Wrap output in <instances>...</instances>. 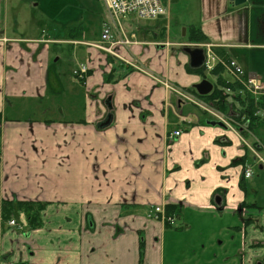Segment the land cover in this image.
Wrapping results in <instances>:
<instances>
[{"label":"crops","instance_id":"0c3cea01","mask_svg":"<svg viewBox=\"0 0 264 264\" xmlns=\"http://www.w3.org/2000/svg\"><path fill=\"white\" fill-rule=\"evenodd\" d=\"M179 1L199 4L201 26L189 28L208 42H171L167 30L140 40L124 30L123 18L121 30L114 26L101 0H90L114 42L138 43L120 47L119 59L93 46L101 36L79 39L87 36L82 29L67 32L50 16L36 37L27 12L42 2L0 0V264H178L175 241L182 238L188 254L204 250L201 223L210 217L236 224L242 264H264V178L254 172L264 174V166L251 149L264 156V125L248 134L236 123L208 125L214 120L192 113L179 94L196 98L190 90L202 82L180 54L190 44L226 50L246 76L264 81V0L168 6ZM64 9L65 24L75 11L83 15L77 0ZM68 43L84 48L71 75L52 48ZM81 66L89 68L84 79L75 75ZM109 99L113 123L99 130ZM259 102L264 120V95ZM21 203L43 206L37 226ZM156 207L170 208L175 223L152 218Z\"/></svg>","mask_w":264,"mask_h":264},{"label":"rangeland","instance_id":"374dc122","mask_svg":"<svg viewBox=\"0 0 264 264\" xmlns=\"http://www.w3.org/2000/svg\"><path fill=\"white\" fill-rule=\"evenodd\" d=\"M27 1L29 2L34 1L36 4L42 2L38 7L32 8V10L27 12V15H29L30 18L29 24L31 27L35 28L36 37H38V33H41L42 31L39 30L38 28L39 24L43 23L46 25L47 18H49V16L54 20L53 25H64L62 29L68 28L66 30L67 32L73 29L74 30L82 29L84 34L87 35L85 37H79V39L82 40H98L103 33L104 26L102 23L103 20L102 11L100 9L99 13H97L96 15L91 13L89 11V5H88L90 0H77L83 8V15L80 14L79 10L75 11L73 14L72 21H66L67 22L66 24L64 19L66 18L68 13L65 12L66 9H64L61 12V7L64 3L69 4L71 3V1L75 2L76 0H27ZM161 2L165 8H167L166 6L169 5L168 3L169 0H161ZM195 2L194 3L192 2V5L186 4L183 1H179L173 4L170 3V7L168 6L169 8H167L169 12L168 14L169 16L168 15L161 16L155 19H139L135 16L122 17L123 19L122 18L121 19H122L123 28L128 33L129 36L134 33L137 35L138 39L140 40L142 39L144 32L149 33L148 38L150 40H154L155 33L160 35L162 31L167 30L170 34L171 42H178V41L186 42L189 40V36H190L189 24L201 26L202 23L199 4H196ZM100 4L101 6H103L101 2ZM99 6L100 5L98 4L97 8ZM21 20L23 22V18ZM52 29L53 27L51 28V31ZM184 30H186V34H184ZM190 45L191 46L189 47L191 48L198 47L197 46L198 44L196 45L190 44ZM52 48L54 53H58V56L56 57H61L62 62H64V66H63L64 72L71 75L72 65L70 64L72 62H75V55H76L75 52L78 51L79 54L82 56L84 55V52L82 51L84 50V48L80 47L79 45L75 46L70 43L64 45L62 48L59 47L60 49H54L56 48L55 46H53ZM212 52L213 54L216 55L217 59L225 63V65L228 63L229 59L226 60L222 58L214 50H212ZM180 54L186 59L188 58V55L186 53L180 51ZM113 64L115 65V69L117 71V69L120 66L119 65L120 63L116 61ZM207 64L208 66L209 65L214 66L215 61L210 57ZM223 68L226 69V67L224 66ZM186 72L190 76H195L196 78H198V82L207 80L211 82L214 85V87L217 88H221V86L218 84L219 79H223L224 82L228 85H235L236 83V79L234 75L227 70H225V72H223L221 75H214L213 74L214 70L213 72H211L208 69L201 74L195 73L189 71V62H188L186 67ZM239 85L240 87L237 86L235 89H231L232 94L235 93L236 95H238L239 94L238 90L240 92V90L243 89L242 84ZM244 90L246 89L244 88ZM187 104L190 105L192 109V113L194 114L201 113L202 110L200 108H197V106L192 105L190 103ZM223 115L224 118L227 116V114L226 115L223 114ZM9 116H11L10 113ZM234 121L232 119V122ZM254 172L256 174L255 178L258 177H260L261 179L264 178V174H262L263 172L260 171L258 167L254 168ZM260 189L261 191L259 193V199L262 201L264 200V185L260 186ZM201 225L206 231L204 236L205 249L197 250L196 255L192 254L194 253V251H191L190 254H188L185 248L186 244L183 242L182 238L178 237L177 241H175L174 243V249H177V252H175L174 256L175 258H177L178 261H180V263L178 264H242L240 257L238 256V253L240 252L238 246L242 242L240 239L241 235L237 234V232L233 228L234 226H236V224L232 223L230 218L229 219L228 218L223 219L220 217L205 218L204 222H202ZM198 226L199 224H195L194 227L197 228ZM180 227L181 229H183L184 225H180L179 223H177V225L174 228L175 230H179L178 232H182L180 231Z\"/></svg>","mask_w":264,"mask_h":264},{"label":"built area","instance_id":"2783aa9c","mask_svg":"<svg viewBox=\"0 0 264 264\" xmlns=\"http://www.w3.org/2000/svg\"><path fill=\"white\" fill-rule=\"evenodd\" d=\"M104 3L108 15L113 22L114 26L116 28L120 29L121 26V18L126 16H135L139 19H155L161 16L168 15V10L165 8L161 2V0H102ZM112 29L109 25L104 26V30L101 36V44L93 45L94 47L105 51L106 53L122 59L120 54L118 53V49L122 46H128V45H137V42H132L128 39H123L120 42H114L112 40ZM208 57L212 58L214 61L218 60L211 52H209ZM127 64L131 65L130 62H126ZM218 63L223 64L224 67H226V70L232 73L236 79V82L239 84H242L243 88L246 89L247 92H249L251 95L258 97L260 95L264 94V81L261 80L258 77H248L245 78L244 70L241 68V66L234 60L229 61L226 65L225 63L218 60ZM208 68L212 70L214 66L209 65ZM88 68L87 66H81L79 71L75 72V75H77L79 78H83L85 74H87ZM177 90H175L176 92ZM178 92V91H177ZM181 97L201 109H203L205 112L210 114L215 120L225 123L229 126L228 122L224 118L222 114L219 112L208 108L204 104H201L195 99H192L188 95L182 94L179 92ZM181 132L177 131L174 133V136L178 137ZM259 160H261L264 163V158L259 157ZM252 172L248 170L246 172V177L251 178ZM156 218H161L164 222L173 223V219L171 217H168L164 211L163 208H156ZM12 225L15 224V222H11Z\"/></svg>","mask_w":264,"mask_h":264},{"label":"trees","instance_id":"16d2710c","mask_svg":"<svg viewBox=\"0 0 264 264\" xmlns=\"http://www.w3.org/2000/svg\"><path fill=\"white\" fill-rule=\"evenodd\" d=\"M188 41L189 43H206L208 42V38L202 34L200 29L194 28L190 30ZM214 51L222 58L231 60V54L228 51L221 50L219 48L214 49ZM189 71L201 74L205 72V69L194 71L189 68ZM223 72H225L223 64L221 66V63H218L213 74L221 75ZM218 84L221 86V88L214 87L213 92L207 96H200L195 89H191L190 91L199 99L211 103V105L214 106L219 112L225 115L227 114V116H233H230V118H232L233 121L235 120L234 122L236 123V126L239 130L243 131L244 134L254 132L256 128L264 125V120H262L260 115L261 109H263V107L259 100L257 101L256 98L244 90V88L241 90L243 92L241 95H236L235 93H230V95L227 93L226 89L231 90L235 89L237 86L240 87L239 83H236L235 85H228L223 79H219ZM229 113H232L233 115ZM8 207H11V205L6 203L4 208L6 209ZM19 209L30 214V221L33 226H37L39 224L40 213L43 209L42 205L21 203L19 204ZM168 210L170 211V208Z\"/></svg>","mask_w":264,"mask_h":264},{"label":"water","instance_id":"95a60500","mask_svg":"<svg viewBox=\"0 0 264 264\" xmlns=\"http://www.w3.org/2000/svg\"><path fill=\"white\" fill-rule=\"evenodd\" d=\"M229 1L232 5L237 7L247 3V0H229ZM184 34H186V30H184ZM184 52L189 56V67L191 68V70L197 71L203 68L206 61V52L203 48H199V47L191 48L187 46L184 48ZM194 89L197 91V93L200 96H207L210 93H212V91L214 90V85L207 80H203L201 83L195 85ZM106 104L110 112L107 115V117L97 125V128L99 130L107 129L113 123L114 116L112 113L113 107L111 104V99H109ZM207 124L211 126H220L223 128H227L221 122L210 121L207 122ZM219 204H220L219 201H217V205Z\"/></svg>","mask_w":264,"mask_h":264}]
</instances>
